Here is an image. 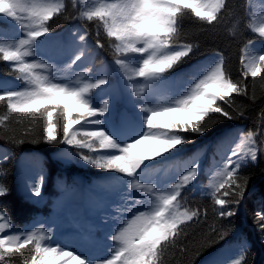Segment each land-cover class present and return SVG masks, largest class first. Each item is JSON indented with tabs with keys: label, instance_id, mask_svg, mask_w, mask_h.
<instances>
[{
	"label": "trees",
	"instance_id": "1",
	"mask_svg": "<svg viewBox=\"0 0 264 264\" xmlns=\"http://www.w3.org/2000/svg\"><path fill=\"white\" fill-rule=\"evenodd\" d=\"M48 2L62 4L63 8L49 21L50 32L38 38L35 55L25 57V61L47 65L35 71L53 79V82L78 86L106 77L109 84L93 90L92 95L96 107L102 105L104 99H109L113 105L112 111L101 118L104 121L102 126L111 131L114 114L118 112L125 117L119 131L131 133L142 126L147 130L144 123L146 116L139 112V105L144 102L136 95L139 85L134 86L129 82L124 71L115 64V38L107 37L95 18L88 21L83 16L84 12L100 3H112L114 0ZM226 5L220 20L211 25L199 21L191 14V10H187L189 14L181 20L177 43L192 44L193 53L185 58L178 73H173L176 78L174 89L164 93L146 91L142 94L146 101L152 97L157 99L156 103H159L154 106L157 110L179 99L178 89L180 82L186 81L184 76L192 75L193 81L202 78L222 58L226 74L234 82H239L244 79L240 74L241 57L264 53V43L260 42L259 34L253 32L250 25L253 18L257 21L264 19V0H226ZM10 19L0 14V42L8 43L23 35V31L17 32L12 28L10 24L15 22ZM85 34V40L81 41L79 37ZM97 39L103 43L102 48L97 47ZM249 41L252 43L249 44ZM245 45H248L247 53L244 51ZM80 52H83L81 60L69 67L71 60ZM201 66L204 70L197 72ZM40 69L47 71V74L43 75ZM21 75L14 71L13 62L0 59V94L30 88L27 81L18 78ZM134 80L143 83V78L135 77ZM246 83L247 95L231 94L232 107L218 101L234 116L232 120L220 118L216 123L209 120L212 126L207 132L203 135L187 133L191 143L179 146L171 154L165 153L163 158L145 160L148 167L142 175L137 176L141 183H155L158 188L167 190L179 181V177L189 167L198 166L196 179L182 190L178 198L180 212L197 211L198 216L180 226V233L174 241L164 244L157 264H210L214 258L230 261L239 258L241 247H246L243 253L246 264H264V231L259 226L264 223V160L260 145L264 136V79L258 73L256 78L249 75ZM190 87H187V92ZM62 113L63 105L58 106L53 113L60 137H63V124L66 123ZM4 115H9V118L4 125H0V186L7 188V194L0 197V224L7 227L0 232V236L35 232L43 236V245L57 247L62 244V240H67L60 237V234L65 233L86 250L92 248V243L107 238L103 223L91 220L87 212L92 209L100 216L108 214L110 197L122 188L129 189L131 178L115 171L97 169L80 158L81 153L93 157L107 154L105 150H99L98 145L96 151L90 152L86 148L44 142L42 130L47 124L46 114L11 112L5 98L0 101V116ZM213 116L218 117L219 114ZM158 119L165 121L172 118ZM32 120L36 123L33 124ZM100 127L84 125L86 130H99ZM28 129L34 131L26 135ZM73 130L77 132V139L84 138L81 125H74ZM250 131L255 133L254 144L247 147L258 150L257 159L252 161L250 156H245L238 172L239 176L247 179L243 198L239 204L233 202L226 206L235 215L221 218L210 185L224 167L226 154ZM37 139V143L32 142ZM14 140L24 142L17 143ZM107 151L119 154L115 150ZM244 151L241 155H244ZM41 175L42 194L37 198L32 195L31 189ZM224 198L230 201L238 199L234 195ZM213 228L217 229V233L212 232ZM222 230H227L228 235L218 243H213ZM22 252L23 255L12 257V264H20L25 258L30 260L34 245L26 246ZM57 264L74 262L59 258Z\"/></svg>",
	"mask_w": 264,
	"mask_h": 264
},
{
	"label": "snow or ice",
	"instance_id": "2",
	"mask_svg": "<svg viewBox=\"0 0 264 264\" xmlns=\"http://www.w3.org/2000/svg\"><path fill=\"white\" fill-rule=\"evenodd\" d=\"M226 6V0H114L112 3H100L83 13L88 21L95 18L102 25L107 37L115 38V64L124 71L129 82L134 86L139 85L136 95L144 101L139 105V112L146 116L144 123L147 130L142 126L131 133H124L119 131L125 121L122 113L114 114L111 131L102 126L104 121L101 118L113 109L109 99H104L99 107L94 106L93 90L108 85L106 77L96 79L95 82H83L78 86L53 82L35 71L37 68H46L47 65L25 61V57L35 55V49L39 45L38 38L50 32L49 21L61 12L63 5L50 3L48 0H0V14L15 22L10 25L17 32L23 31L18 39L13 38L8 43L0 42V59L13 62L14 71L22 74L18 78L31 85L22 91H5L0 94V101L7 98V107L11 112L36 113L41 116L46 114L47 124L43 126L42 139L48 144H67L80 149L86 148L90 152L96 151L98 145V149L105 150L107 154L93 157L81 153L80 158L97 169L115 171L130 177L129 189L139 190L148 197L147 201L129 197L135 199L137 204L147 203L148 210L141 211L126 221V226L111 237L113 241L120 243L119 249L110 259H97L95 264H157L164 244L174 241L180 233V226L198 216L197 211L180 212L178 199L182 190L196 179L198 166L189 167L179 177V181L167 190L158 188L155 183H141L137 176L142 175L148 167L145 160L163 158L165 153L171 154L179 146L191 143V137L187 133L203 135L207 132L212 126L208 123L209 120L212 123L218 122L220 118L232 120L234 116L218 101L232 107L231 94L247 95L246 80L249 75L256 78L259 73L264 79V53L241 57L240 74L244 79L239 82H234L226 74L221 58L206 75L191 83L187 94L163 106L161 110L148 108L142 94L146 91L164 93L174 89L176 78L173 73H178L179 66L193 53L192 44L177 43L181 20L189 14L187 10H191V14L199 21L211 25L220 20ZM250 25L252 31L259 34L260 42L264 43V19L257 21L253 18ZM86 35H81L79 39L84 41ZM97 35L99 36V32ZM96 44L97 47L104 46L99 39ZM247 48L248 45H245L246 53ZM82 56L83 52L75 55L69 67L81 60ZM135 77L143 78V83L135 81ZM60 105H63L62 115L66 119L63 124V137L58 135L57 125L53 121V113ZM213 114L219 116L214 117ZM9 115L0 116V125L5 124ZM160 117L172 119L161 121L158 119ZM31 122L36 123L35 120ZM88 124L101 127L99 130L84 129V125ZM74 125H81L83 139H77ZM159 129L171 131L161 132ZM33 131L34 129H28L25 134L29 135ZM254 135L250 131L242 136L240 143L226 154L224 167L210 185L211 195L214 204L219 206L218 216L221 218L235 215L226 206L233 202L239 204L243 198L247 179L239 176L238 172L245 156H250L252 161L257 159L258 150L247 147L254 144ZM32 142L37 143L38 139ZM136 149L138 151L134 152ZM107 150H115L119 154ZM242 151L244 155H241ZM4 158L7 159L6 156ZM42 183L41 175L31 189L34 197L41 196ZM6 194L7 188L0 186V197ZM230 195L238 199L230 201L224 198ZM127 210L131 211V208ZM259 226L264 231V223ZM5 227L7 225L0 224V232ZM212 232L217 233V229L213 228ZM227 235V230L219 231L218 238L212 242L218 243ZM43 239V236H38L35 232L0 236V264H12V257L16 254L23 255L22 250L30 245H34V254L30 260L25 258L20 264H57L59 258L73 261L74 264H93L92 259L72 250L66 251L63 246L43 245ZM245 251L246 247H241L239 258L230 261L214 258L210 264H246L243 255Z\"/></svg>",
	"mask_w": 264,
	"mask_h": 264
},
{
	"label": "rangeland",
	"instance_id": "3",
	"mask_svg": "<svg viewBox=\"0 0 264 264\" xmlns=\"http://www.w3.org/2000/svg\"><path fill=\"white\" fill-rule=\"evenodd\" d=\"M203 70L204 67L201 66L197 72H201ZM39 72H41L43 75L47 74V71L43 69H40ZM183 79H186V81L180 82L177 94L179 99L181 98V96L185 95V93L187 92V87H189L193 82V77L189 74L188 76H184ZM156 100L157 99L152 97L149 101H147V106L150 107V105H152L154 107L159 103H156ZM260 143L261 153L263 156L262 158L264 160V136L263 138H261ZM129 197L142 201L148 200L146 194H142L139 190H124L122 188L121 190L113 194L109 199L111 205L108 209L109 213L106 214L105 217L100 218V220L102 219L104 229L107 233V238L103 239V241L100 242L99 246L94 247V249L90 251V253H86L85 250H83L80 246V243H76L72 238H69V236H66L67 240L61 241V245L64 246L67 251L72 250L76 254H80L81 256L84 255L85 257L92 259L93 264H95V261L97 259H106L107 257H111L114 254V251L120 246V243L118 241H113L111 237L113 235H116L123 227L126 226L127 220L139 214V212L141 211H147L149 208V205L147 203L137 204L135 203V199H129ZM129 207L131 208V211L127 210Z\"/></svg>",
	"mask_w": 264,
	"mask_h": 264
},
{
	"label": "bare ground",
	"instance_id": "4",
	"mask_svg": "<svg viewBox=\"0 0 264 264\" xmlns=\"http://www.w3.org/2000/svg\"><path fill=\"white\" fill-rule=\"evenodd\" d=\"M110 202V201H109ZM88 213V215L91 217V218H93V219H95V220H98V222H102V219L100 220V218H101V216H100V214L98 213V212H96L95 210H90V211H88L87 212Z\"/></svg>",
	"mask_w": 264,
	"mask_h": 264
}]
</instances>
